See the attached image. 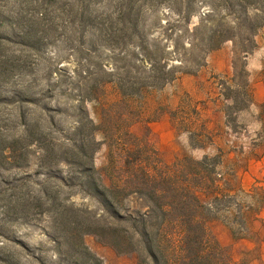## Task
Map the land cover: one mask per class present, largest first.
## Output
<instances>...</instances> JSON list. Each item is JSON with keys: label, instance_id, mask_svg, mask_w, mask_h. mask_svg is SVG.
Listing matches in <instances>:
<instances>
[{"label": "rangeland", "instance_id": "obj_1", "mask_svg": "<svg viewBox=\"0 0 264 264\" xmlns=\"http://www.w3.org/2000/svg\"><path fill=\"white\" fill-rule=\"evenodd\" d=\"M217 2L0 0V264L83 262V256L72 251L57 228V212L63 205L86 208L99 222L114 221L87 188L82 167L71 157L72 144L82 136L74 132L76 120L87 112L92 115L95 106L81 101L83 80L69 74L86 68L98 73L97 62L124 63L119 72L130 69L135 56L129 43L123 45L121 40H138L129 23L133 20L138 23V36L169 46L164 55L169 65L180 66L176 68L180 72L146 99L151 108L162 106V115L148 121V111L131 125V131L137 136L148 135L166 163L181 155L200 159L204 154H221L216 184L236 196L214 202L209 228L235 260L264 264L260 260L264 242V103H253L246 88L253 83L246 58L256 48V35L264 23L245 58H236L233 43L227 40L208 52L203 65L192 72V56L198 53L183 48L193 37L187 25H197L210 6L215 8L210 23L204 22L194 34L200 36L224 10L215 7ZM186 7L191 9L190 20L177 15ZM119 10H130V21L124 17L118 20L115 14ZM88 14L98 15L99 24L86 19ZM101 14L104 27L110 26V14L115 21L113 29H120L116 33L118 47L110 45L107 31L101 29ZM95 138L101 141V133L97 131ZM14 140L16 161L12 162L8 148ZM105 151L102 144L95 152L96 167L103 164ZM86 163L91 161L86 159ZM198 194L202 201L210 197L205 189H199ZM238 202L251 208L249 218L259 212L248 228L235 217ZM123 203V207L137 204L130 198ZM16 204L25 212H14L10 207ZM83 240L100 264H138L135 253H119L94 234H85ZM84 260L81 264H99L93 258Z\"/></svg>", "mask_w": 264, "mask_h": 264}, {"label": "trees", "instance_id": "obj_2", "mask_svg": "<svg viewBox=\"0 0 264 264\" xmlns=\"http://www.w3.org/2000/svg\"><path fill=\"white\" fill-rule=\"evenodd\" d=\"M215 7L224 10L200 36L194 34L204 22L210 23L215 8L210 6L197 25L192 28L187 25V31L193 37L183 43V48L196 49L198 53L192 56L195 66L192 72L203 65L208 52L227 40L233 43L234 56L245 58L255 46L254 36L264 23V0H218ZM185 9L177 15L180 13L183 20H190L188 13L191 9ZM130 14V10H119L115 17L130 21ZM43 15L41 13L40 18ZM103 16L100 15V27L107 31L105 35L110 45L118 47L116 33L120 29H113L115 21L110 14L107 15L112 19L110 26L104 27ZM86 17L91 23L99 24L98 15L88 14ZM134 21L129 23H132V34L138 40H121L123 45L129 43L135 56L130 69L119 72V67L125 68L124 63L118 66L97 62L98 73L86 68L69 74L70 77L76 74L83 80V84L77 81L83 88L81 101H89L95 106L92 115L87 112L76 120L74 132L82 136L80 141L72 144L71 157L82 167L87 188L114 221L99 222L86 208L63 205L57 212V228L63 232L64 242L72 251L83 256L81 263L93 258L100 264L83 240L85 234L91 233L119 253H135L138 264H246L235 260L230 249L223 246L209 228L214 202L236 196L229 193L230 189L221 190L216 184L218 175H221L217 168L223 163L222 155L204 154L200 159L181 155L166 163L149 142L148 135L137 136L130 129L148 111L151 114L148 121L162 115L163 107L151 108L146 99L176 79L180 72L176 69L180 66L169 65V59L164 55L169 46H160L138 36V23ZM237 41L240 47H237ZM246 88L251 96V85L247 84ZM97 131L102 135L101 141L95 138ZM15 144L16 140L8 148L12 162L16 161ZM102 144L106 148L104 162L96 167L94 154ZM86 159L91 163H86ZM199 189L210 193L208 200H201ZM129 198L138 205L123 207V202ZM236 204L238 216L235 217L248 228L259 212L249 218L247 213L251 208L239 202ZM10 208L14 212H25L24 209L18 210L17 204ZM234 238L239 237L234 235Z\"/></svg>", "mask_w": 264, "mask_h": 264}, {"label": "crops", "instance_id": "obj_3", "mask_svg": "<svg viewBox=\"0 0 264 264\" xmlns=\"http://www.w3.org/2000/svg\"><path fill=\"white\" fill-rule=\"evenodd\" d=\"M256 43V48L246 58V65L253 81L252 101L260 104L264 103V28L256 35ZM261 249L260 260L264 261V242Z\"/></svg>", "mask_w": 264, "mask_h": 264}]
</instances>
